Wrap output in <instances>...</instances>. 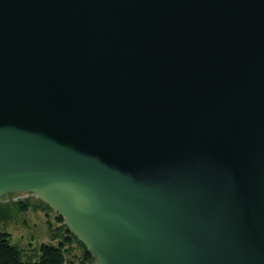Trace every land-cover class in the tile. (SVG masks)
Segmentation results:
<instances>
[{"label": "water", "instance_id": "1", "mask_svg": "<svg viewBox=\"0 0 264 264\" xmlns=\"http://www.w3.org/2000/svg\"><path fill=\"white\" fill-rule=\"evenodd\" d=\"M29 160L120 264H264V0H0V188Z\"/></svg>", "mask_w": 264, "mask_h": 264}, {"label": "bare ground", "instance_id": "2", "mask_svg": "<svg viewBox=\"0 0 264 264\" xmlns=\"http://www.w3.org/2000/svg\"><path fill=\"white\" fill-rule=\"evenodd\" d=\"M36 162L29 160L30 166L20 167L12 175L7 173L4 184L7 187L0 188V196L9 188L15 192H32L61 212L75 233L89 245L98 264H120L112 257L113 251L117 253V247L110 250L112 244L116 245L111 225L92 204L88 194L77 185L78 188L73 187V182H68L54 169L32 166Z\"/></svg>", "mask_w": 264, "mask_h": 264}, {"label": "rangeland", "instance_id": "3", "mask_svg": "<svg viewBox=\"0 0 264 264\" xmlns=\"http://www.w3.org/2000/svg\"><path fill=\"white\" fill-rule=\"evenodd\" d=\"M23 202L27 204L26 210H20L17 206ZM43 205L48 206L49 210L45 209ZM0 208L3 212L0 214V232L9 234L10 244L21 249L24 261H37L41 244L57 245L63 238L62 226L79 240L69 230L64 218L61 217L62 224L58 223L55 220L58 212L31 192H11L1 196ZM70 248L72 251L65 254L67 264L70 262L78 264L81 250L76 245H72ZM86 250L88 251L87 248ZM92 259L93 264H97L93 257Z\"/></svg>", "mask_w": 264, "mask_h": 264}, {"label": "trees", "instance_id": "4", "mask_svg": "<svg viewBox=\"0 0 264 264\" xmlns=\"http://www.w3.org/2000/svg\"><path fill=\"white\" fill-rule=\"evenodd\" d=\"M20 210H26L27 204L19 203ZM44 206V205H43ZM48 209V206H44ZM0 208V214H2ZM55 220L62 224V219L56 216ZM63 238L57 245L41 244L39 246V256L37 261H24L22 251L18 246L10 244V236L5 232H0V264H67L65 254L72 251V245H76L81 250V257L78 264H93V259L84 245L77 240L70 232L62 226ZM68 246V248H66ZM70 264H74L70 262Z\"/></svg>", "mask_w": 264, "mask_h": 264}]
</instances>
